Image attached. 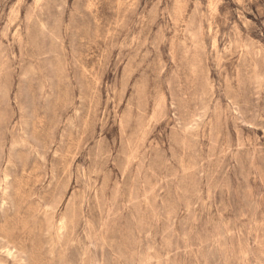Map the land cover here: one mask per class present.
I'll list each match as a JSON object with an SVG mask.
<instances>
[{"label":"rangeland","instance_id":"obj_1","mask_svg":"<svg viewBox=\"0 0 264 264\" xmlns=\"http://www.w3.org/2000/svg\"><path fill=\"white\" fill-rule=\"evenodd\" d=\"M0 264H264V0H0Z\"/></svg>","mask_w":264,"mask_h":264}]
</instances>
